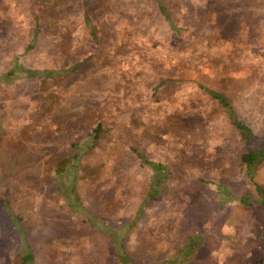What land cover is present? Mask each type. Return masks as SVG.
<instances>
[{
    "label": "rangeland",
    "instance_id": "obj_1",
    "mask_svg": "<svg viewBox=\"0 0 264 264\" xmlns=\"http://www.w3.org/2000/svg\"><path fill=\"white\" fill-rule=\"evenodd\" d=\"M258 1L262 23L257 24L261 30L256 28L255 32H261L264 37V0ZM59 2L54 4L51 1L44 5L45 9L57 12L58 21L54 23V30L40 34L35 47L30 51L25 50L20 59L28 68L43 69L56 65L63 70H70L72 78L64 83L58 81L57 89H54L61 97L59 102H62L56 106L64 111V116L55 119L63 125L67 121L72 124L80 122V127L72 130L77 132L80 129L79 132L69 137L68 141H81L89 134L93 127V124L85 122L89 117L94 116L95 120L97 117L101 119L102 114L114 113L119 117L117 122L121 127L117 129L118 132L104 136L100 147L88 149L89 144L88 150H83L90 178L81 180L74 186L70 183L71 179L57 177L56 180L52 172L49 175L43 173V159L56 158L60 163H67L74 154L69 150V142L66 145L63 143L72 131L61 140L53 132L57 124L50 123L39 115L38 109H31L34 94L38 92L40 85L37 79L26 75L24 68L17 67L12 77L0 78V174H3L0 180L1 212L5 201L10 207L18 204L17 187L29 189L35 197H48L57 191L60 182L61 190L70 199L91 206L95 216L118 220L124 213L118 214L106 206L105 202L109 195L128 188V181L121 178L129 171V163L122 162V158L115 154L104 159L99 148L114 141L118 142L119 149L123 151L132 145L152 159L163 160V147H169L170 141L156 143L146 133L157 132L153 121H158L164 113L175 107L181 109L182 117L190 128H194V134H189L186 139L187 147L193 143L218 165L235 164L238 150L236 145L227 144L221 149L213 145V139L207 138L212 134L210 123L213 120L211 115L209 118L204 114L205 109L210 107L209 99L203 94L188 98L192 91H197V82L226 92L235 105L238 116L254 133L264 134V38L249 35L247 29L250 23L240 24L239 29L230 36L238 45L247 46L245 50H228L222 46L202 47L191 42L183 50H178L177 34L158 16L157 8L148 0ZM184 2L185 0H181L182 5ZM18 3L16 0H0V75L9 66L4 65L8 61L1 53L4 43L8 42L4 41L5 33L10 31L20 36L17 42L13 40L7 44L4 49L7 52L21 40L24 42L30 31V21L24 7ZM86 10L99 11L100 23L104 26V29L98 26L95 39H92L89 26L83 20L82 13ZM211 20L217 25L238 23L236 17L226 16L220 11H215ZM116 45L121 47L116 48ZM104 50L111 65L101 68L96 60ZM156 57L164 61L162 66L157 65ZM85 59L86 66L91 65L88 69L82 63ZM227 62L237 65L231 73L241 78L244 85L241 92H229L223 83L225 73L219 64ZM116 73H119L117 75L123 80L122 83L127 85L126 89H115L114 91L118 90L117 95L110 91V86L115 82L107 83L112 76L115 78ZM165 76L182 79L179 88L171 99L160 97L159 101H153V79ZM158 92L162 93L163 90ZM205 138L208 139L206 142L199 141ZM12 169L17 173L15 177L4 176ZM133 171L141 174L143 167L137 165ZM258 177L264 182V167ZM189 184L204 191L205 201L211 205L215 216L212 227L191 264H257L264 254L263 212L257 210V207L241 209L239 207L242 206H236L233 200L223 204L217 194L210 195L213 191L195 179ZM188 194V188H184L178 199L183 200ZM164 203L165 199L162 197L152 200L146 218L139 226L141 233L153 232L159 226L165 211ZM66 214L70 220L82 215L81 212L71 211ZM59 215V212H55L52 216ZM39 225L40 223L31 231L40 230L43 236L52 235L49 225ZM12 244L11 236L0 239V264H11L9 250ZM36 245L40 248L38 264H51L61 257L58 245L47 241L43 244L36 242ZM94 250L95 244L91 239H81L78 251L76 250L78 263L87 261Z\"/></svg>",
    "mask_w": 264,
    "mask_h": 264
},
{
    "label": "trees",
    "instance_id": "obj_2",
    "mask_svg": "<svg viewBox=\"0 0 264 264\" xmlns=\"http://www.w3.org/2000/svg\"><path fill=\"white\" fill-rule=\"evenodd\" d=\"M51 1L55 4L64 0H16L24 7L31 27L26 40L16 43V46L7 52L4 51L7 44L13 40L17 42L20 36L10 31L5 33L4 41L8 42L4 43L1 53L8 61L4 62V65L9 64V66L5 67L6 71L0 75V78L12 77L16 68L22 67L27 76L37 79L40 88L34 94L33 106L30 108L33 111L38 109L39 115L44 116L48 122L57 124L53 132L63 140L74 130V127H80V122L72 124L66 120L63 125L55 119L64 116V111L56 106L62 103L59 102L61 97L55 92L57 82L64 83L72 78L69 74L70 70H63L56 65L43 69L28 68L20 59L25 50L30 51L35 47L40 34L54 30V23L58 21L57 12L49 11L44 6ZM148 2L157 8L158 16L166 22L173 33L177 34L178 50H183L190 42L202 47L222 46L228 50H245L247 46H240L230 39V36L239 29V25L245 22L250 23L247 29L249 35L264 38L261 32L258 34L255 32L256 28L261 30L257 24L262 23L258 0H185L183 5L181 0H148ZM215 11L236 17L238 23L215 24L211 20ZM82 14L84 23L89 26L92 39H95L98 26L104 27L100 23L99 11L86 10ZM103 29L100 30L104 31ZM120 47L116 45V48ZM106 54L104 50L98 56L96 60L98 67L111 65ZM156 60L157 65L164 64V61L158 60V57ZM82 63L85 69L91 67L90 64L86 66V59ZM236 66V63L230 62L219 64L225 73L222 78L223 83L227 90L234 94L244 89L241 78L231 73ZM117 74L119 73H116L118 79L112 76L107 82H115L110 86V91L127 88ZM181 80L167 76L153 79L151 95L154 100H152L159 101L160 97L171 99L176 94ZM196 85L197 91H192L188 98L203 94L209 99L210 107L205 109L204 114L206 113L207 117L211 115L213 120L210 123L212 134L207 138L213 139V145L221 149L227 144L236 145L238 150L235 164L218 165L198 150L193 143L187 147L186 139L189 134H194V128H190L189 123L182 117L181 109L175 107L170 112L164 113L158 121H153L158 129L157 132L146 133L156 143L162 140L170 141L169 147H163V143L161 144L165 156L163 160L152 159L132 145L123 151L119 149L118 142L114 141H109L104 147L99 148L104 159L115 154L122 158V162L129 163V171L121 178L128 181V188L109 195L105 202L106 206L118 214L124 213L118 220L95 216L91 206L70 199L64 190H61L60 182L57 191L48 197H35L29 189L17 187L18 204L10 207L5 201L3 211H0V239L7 236L13 238L9 250L10 263L38 264L40 248L36 242L43 244L47 241L58 245L61 249L59 252L61 257L51 264H79L78 246L81 239L89 238L94 242L95 250L82 264H191L215 219L211 205L205 201L204 191L190 186L189 183L194 179L212 190L210 195L217 194V198L221 199L220 202L223 204L233 200L236 206H242L239 207L241 209L257 207V210L262 211L264 244V182L258 177L264 167V134L254 133L238 116L235 105L226 92L209 88L200 82ZM48 87L51 89H47ZM159 90L163 92L159 93ZM117 93L118 90L114 91V94ZM94 118L93 116L86 119L85 122L93 124V127L83 140L68 141L69 137L77 135L80 129H77V132L72 131L65 138L63 144L69 142V150L74 154L67 163H60L56 158L43 159L45 175L52 172L56 180L57 177L71 179L72 186L91 177L84 161L86 157L84 149H87L89 144L88 149L100 147V141L104 136L115 133L121 127L117 122L119 117L114 113L102 114L101 119L97 117L94 120ZM207 138L199 141L206 142ZM137 165L143 167L141 174H135L133 171ZM1 169L3 170L2 167ZM1 174L0 180L3 175ZM8 174L4 176L17 175L13 169ZM181 188L189 190L187 198L183 200L178 199L182 192ZM241 190L243 192H240ZM158 197L165 199V211L160 224L153 232L141 233L139 226L146 218L147 209L150 208L152 200ZM67 211L81 212L82 215L70 220L67 219ZM55 212H59V217L52 216ZM38 223L39 226L49 225L52 235L43 236L40 230L31 231L38 226ZM257 264H264V254Z\"/></svg>",
    "mask_w": 264,
    "mask_h": 264
}]
</instances>
